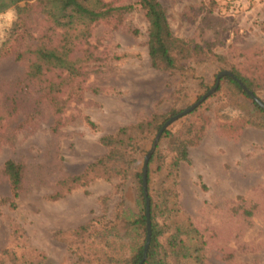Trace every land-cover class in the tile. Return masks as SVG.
Masks as SVG:
<instances>
[{
  "label": "rangeland",
  "instance_id": "obj_1",
  "mask_svg": "<svg viewBox=\"0 0 264 264\" xmlns=\"http://www.w3.org/2000/svg\"><path fill=\"white\" fill-rule=\"evenodd\" d=\"M105 1L134 8L121 24L98 23L90 37L74 44L73 59L85 73L82 96L65 94L61 114L44 96L47 83L61 77L27 76L31 51L59 45L61 30L33 4L25 25L8 40L17 12L0 14V200L11 196L5 162L25 166L17 208L0 207V264H77L78 245L69 233L92 221L98 225L96 241L109 239L115 254L127 257L134 244L126 234L129 219L139 212L133 180L96 179L57 197L60 182L105 154L102 136L154 114L179 113L226 68L217 59L191 63L182 73L154 68L139 0ZM159 1L176 36L223 55L245 75L264 77V0H247L252 7L245 10L246 0L240 7L224 0ZM257 96L264 102V86ZM208 99L205 135L180 168L179 204L202 233L206 264H264V130L249 126L231 135L224 126L226 108L217 111L227 97ZM244 101L251 111V100ZM188 115L168 129H177Z\"/></svg>",
  "mask_w": 264,
  "mask_h": 264
},
{
  "label": "trees",
  "instance_id": "obj_2",
  "mask_svg": "<svg viewBox=\"0 0 264 264\" xmlns=\"http://www.w3.org/2000/svg\"><path fill=\"white\" fill-rule=\"evenodd\" d=\"M25 3L21 5V3ZM0 0V14L14 8L17 20L8 40L15 31L25 25L23 16L34 8L33 4L60 29L61 41L57 46L41 45L31 54L34 60L27 67L30 80L40 81L45 77L58 74L59 80H52L45 86V95L57 114L63 113L68 96L81 97L80 79L85 75L79 66L80 61L73 59L74 44L90 37L93 27L101 22L121 24L127 12L134 8L131 4L116 5L105 0ZM148 22V54L151 65L166 72H183L191 63L200 64L203 60H218L225 63L223 70H230L248 89L257 95L264 86V77L245 75L233 63L221 54L206 49L201 44L184 40L172 30L167 8L159 0H139ZM1 55V50H0ZM19 58L24 57L19 55ZM64 74V76H62ZM77 85H74L75 82ZM216 78L213 81V87ZM211 87L207 88L208 91ZM69 88V90H67ZM227 97L224 123L231 135L252 126L264 130V109L243 89L240 83L225 76L217 91L212 95ZM200 97V96H199ZM244 98L251 100L252 109ZM210 99L203 102L177 129H167L150 159L147 189L150 198L152 236L143 264H206V242L200 230L191 218L185 214L179 204V173L183 163L189 161L190 147L200 142L211 120L206 111L211 107ZM210 107V108H208ZM154 114L151 118L120 127L111 134L100 138L106 148L105 154L87 165L84 171L60 182L61 190L57 197L78 187L86 186L96 179L113 178L133 180L137 193L139 212L129 219L127 235L134 241L130 254L125 258L116 255V247L110 246L109 239L101 243L96 241L94 233L98 230L97 221L80 226L71 233L73 243L78 245L76 252L80 256L77 264H139L144 256L147 237L146 198L143 189V168L140 158L145 159L154 137L162 125L173 115ZM87 122L96 125L87 117ZM167 144L164 146V144ZM4 173L8 178L11 196L0 200L16 209L25 179V166L22 162L7 160Z\"/></svg>",
  "mask_w": 264,
  "mask_h": 264
},
{
  "label": "water",
  "instance_id": "obj_3",
  "mask_svg": "<svg viewBox=\"0 0 264 264\" xmlns=\"http://www.w3.org/2000/svg\"><path fill=\"white\" fill-rule=\"evenodd\" d=\"M225 76H230L233 79L237 80L240 85L243 87V89L254 99V101H256V103L264 109V102L256 95L254 94L250 89H248L240 80L237 79V77L232 73V71L230 70H222L218 73L217 77H216V84L209 89L205 94L202 95V97L200 99H198L194 104H192L191 106L187 107L186 109L180 111L179 113L171 116L161 127V129L158 131V133L155 136L154 142L152 144V147L149 149L146 158L144 160L143 163V189H144V195L146 198V215H147V237H146V243L144 246V256L143 259L141 260V262L139 264H143L146 257H147V252H148V248L150 245V241H151V236H152V229H151V212H150V208H151V203H150V198L148 196V189H147V175H148V168H149V162L150 159L159 143V140L162 136V134L164 133L165 130L168 129V127L174 123L175 121H177L178 119L188 115L189 113H191L192 111H194L196 108H198L199 105H201L204 101H206L210 96H212L218 89V87L220 86L221 80L225 77Z\"/></svg>",
  "mask_w": 264,
  "mask_h": 264
},
{
  "label": "built area",
  "instance_id": "obj_4",
  "mask_svg": "<svg viewBox=\"0 0 264 264\" xmlns=\"http://www.w3.org/2000/svg\"><path fill=\"white\" fill-rule=\"evenodd\" d=\"M224 1H226V3H229V4L232 3L236 7H240L242 4V1H240V0H224ZM253 1H257V0H253Z\"/></svg>",
  "mask_w": 264,
  "mask_h": 264
},
{
  "label": "crops",
  "instance_id": "obj_5",
  "mask_svg": "<svg viewBox=\"0 0 264 264\" xmlns=\"http://www.w3.org/2000/svg\"><path fill=\"white\" fill-rule=\"evenodd\" d=\"M247 4H248V3H247V0L244 1V3H243V8H244V10H245V7L247 6ZM255 4H256V3H255ZM257 4H258V2H257ZM248 6H251V7H252L251 4H248ZM248 6H247V7H248ZM250 9H251V8H250ZM251 10H252V9H251ZM251 10H250V11H251ZM250 11H249V12H250Z\"/></svg>",
  "mask_w": 264,
  "mask_h": 264
}]
</instances>
